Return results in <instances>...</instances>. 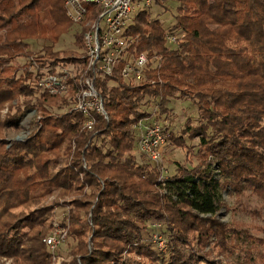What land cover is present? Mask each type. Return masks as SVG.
Listing matches in <instances>:
<instances>
[{
  "label": "trees",
  "instance_id": "obj_1",
  "mask_svg": "<svg viewBox=\"0 0 264 264\" xmlns=\"http://www.w3.org/2000/svg\"><path fill=\"white\" fill-rule=\"evenodd\" d=\"M171 1L177 15L167 30L181 36L139 10L127 35L130 51L148 58L144 80L124 82L121 62L115 76L96 81L107 119L95 115L87 130L67 98L33 84L42 69L80 60L83 30L75 51L53 50L73 25L63 0H0V264H54L44 242L54 230L55 208L44 202L52 195L54 205H69L57 223L75 242L59 264H236L213 257L233 247L217 213L221 190L264 194V0ZM30 40L49 44L34 54ZM19 55L27 62L16 77ZM175 97L194 103L201 124L187 123L180 137L164 127L166 143L182 147L185 134L198 135L199 162L177 166L163 184L159 166L137 164L133 126L153 116L145 98L166 114ZM27 109L37 112L35 129L7 140L5 129ZM153 222L163 225L164 251L148 234Z\"/></svg>",
  "mask_w": 264,
  "mask_h": 264
},
{
  "label": "rangeland",
  "instance_id": "obj_2",
  "mask_svg": "<svg viewBox=\"0 0 264 264\" xmlns=\"http://www.w3.org/2000/svg\"><path fill=\"white\" fill-rule=\"evenodd\" d=\"M177 6L178 4L171 0H151L150 5L143 9L147 10L151 19L157 18L164 24V26H167L166 31H168L167 29H170L172 25L175 24L174 18L177 15ZM142 7L143 6L138 8V10H141ZM168 32L175 35V37H179L180 35V33L176 34V32L173 33L171 30ZM76 33H79V27L77 25H72L67 33L60 37L59 41L54 45L53 50L60 53L75 51L77 49L74 45V36ZM29 43V50L34 54H38L44 45L49 44L35 40H30ZM176 46L177 42H171L168 44L169 48H176ZM157 61L158 59L156 58L153 61V65H156ZM26 62L27 60L21 57V55L14 59L12 67L18 68V71H16L15 74L16 77L21 75L22 66L23 64H26ZM58 66L61 68L71 67L70 64ZM31 70L35 72V68H31ZM47 70L48 68L42 69V73H47ZM11 73H13V70L6 72V75ZM110 85H112L111 82H109V86ZM143 109L146 112L152 113L153 116L150 120L141 122L142 124L150 125L152 123H159L164 127H168L170 134L176 137L182 136L187 123H189L190 128L192 129L198 128L201 124L197 115L196 107L191 100H182L176 97L171 98L166 106L167 113L160 114L157 101L145 98ZM5 112L6 110L4 109L2 115H4ZM36 117V110H23L19 118L16 120L15 124L17 127L16 125H12V127L5 129V138L9 141L25 140L36 127L34 123ZM166 132L167 131H165V133ZM190 135H192L191 132L184 135L185 145L182 147H178L170 141H167V143L160 148L162 154L161 165L169 178H172L176 174L177 166L190 170L197 166L199 162V159L195 155L199 143V136L194 135L193 137H190ZM132 154L138 165L149 166L152 168V166L148 165L150 162L144 156H140L138 151L135 150ZM217 178L219 179L220 177L218 176ZM54 197L55 195L49 196L44 202L49 205L51 204V207L55 208L50 220H52V223L57 224V222L59 223L62 219L66 218L69 205L66 206L67 203H63V205H54ZM68 200L70 201V199ZM68 200L66 199V201ZM62 201L65 200H60L59 203L61 202L62 204ZM219 202L223 207L217 213V218L231 228V234H233L231 242L233 247H231L230 253L226 252L222 255H218L215 251L213 257L217 260L233 262L236 264H264V194L255 193L250 186H245L239 194H235L229 189L225 191L221 190ZM149 229L156 247L159 250L164 251L165 241L159 234V230H163V225L161 223L153 222L148 228V234ZM64 233V241L62 245H60L61 247L59 248V251L54 252L56 257L54 264H59L63 260L69 259V251L75 245L74 239L67 237L66 229L64 230ZM145 238L150 241L148 236H145ZM163 241L164 246L160 245Z\"/></svg>",
  "mask_w": 264,
  "mask_h": 264
},
{
  "label": "built area",
  "instance_id": "obj_3",
  "mask_svg": "<svg viewBox=\"0 0 264 264\" xmlns=\"http://www.w3.org/2000/svg\"><path fill=\"white\" fill-rule=\"evenodd\" d=\"M150 3L151 0H63L66 17L79 27V33L83 30L80 60L70 63V68L57 66L53 72L35 76L33 84L40 92L67 98L71 102V111L81 113L85 117L84 127L92 130L95 115L107 119L96 81L115 76L121 62L124 67L120 76L124 82L138 84L144 80L148 58L144 53L134 55L130 51L132 39L127 35V30L138 8L143 6V9ZM168 39L174 40L170 36ZM133 130L136 134V151L150 163L159 166L157 178L164 184L168 178L161 165L160 148L166 144L167 137L164 126L140 122L133 126ZM57 224L44 240L53 261L56 260L54 252L65 236V229ZM163 244L164 241L160 243Z\"/></svg>",
  "mask_w": 264,
  "mask_h": 264
}]
</instances>
